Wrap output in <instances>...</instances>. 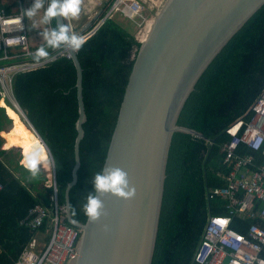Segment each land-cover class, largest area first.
<instances>
[{"label": "trees", "instance_id": "1", "mask_svg": "<svg viewBox=\"0 0 264 264\" xmlns=\"http://www.w3.org/2000/svg\"><path fill=\"white\" fill-rule=\"evenodd\" d=\"M104 6L99 18L110 7ZM109 17L77 53L83 68L87 113L80 145L81 167L70 191L73 218L86 222L83 204L94 190L92 179L103 168L120 104L140 48L136 36ZM55 26V20L53 21ZM96 24V22L94 23ZM94 26V25H93ZM56 27V26H55ZM76 69L60 56L47 66L20 73L14 96L53 157L58 199L64 205L72 180L78 102ZM264 90V6L229 41L198 81L178 124L205 139L176 132L167 166L160 227L153 264H197L194 256L210 213L228 214L207 190L226 185L232 168L224 163L226 129L242 117ZM41 149L47 160L34 178L23 166L27 153ZM53 169L45 146L11 100L0 95V264H15L32 239L46 242L45 225L22 224L37 205H52ZM36 194L33 193V191ZM233 227L247 232L236 219Z\"/></svg>", "mask_w": 264, "mask_h": 264}, {"label": "water", "instance_id": "2", "mask_svg": "<svg viewBox=\"0 0 264 264\" xmlns=\"http://www.w3.org/2000/svg\"><path fill=\"white\" fill-rule=\"evenodd\" d=\"M263 6L264 0H165L135 54L103 165L127 172L136 196H101L106 215L92 223L73 218L69 207L81 167L87 113L81 62L77 53L65 49L76 69L78 118L64 206L67 222L82 231L70 264H153L173 135L205 139L179 125L180 114L210 64ZM57 23L69 21L58 18ZM13 106L47 147L17 101Z\"/></svg>", "mask_w": 264, "mask_h": 264}, {"label": "built area", "instance_id": "3", "mask_svg": "<svg viewBox=\"0 0 264 264\" xmlns=\"http://www.w3.org/2000/svg\"><path fill=\"white\" fill-rule=\"evenodd\" d=\"M29 2L14 0V4L5 7L0 0V95L9 100H15L14 81L18 74L45 67L60 56L70 59L61 48L49 49L50 60L34 62L33 54L39 47H46V42L40 37L41 41L34 44L30 20L22 16L21 9L28 8ZM47 6L46 2L45 9ZM143 9L141 0H116L94 28L85 29L86 25L80 34L73 24L71 29L87 40L116 11L135 20ZM40 13L39 19L43 20L44 9ZM53 28V21L43 23V31ZM226 134L230 140L223 147L224 163L232 168L223 177L226 185L207 190L206 197L209 202L220 199V207L228 214H209L194 259L197 264H264V90L249 110L226 129ZM45 148L53 169L52 205H37L21 223L31 229L46 224L48 237L46 242L32 239L15 264H70L81 237V229L66 221L65 206L58 199L54 161ZM3 188L0 183V192ZM236 219L248 224L246 233L233 227Z\"/></svg>", "mask_w": 264, "mask_h": 264}, {"label": "clouds", "instance_id": "4", "mask_svg": "<svg viewBox=\"0 0 264 264\" xmlns=\"http://www.w3.org/2000/svg\"><path fill=\"white\" fill-rule=\"evenodd\" d=\"M46 2L48 6L45 9ZM82 2L83 0H33L30 7L21 9L22 16L27 17L29 20L37 16L41 9H44L42 20L44 24H50L54 20L57 21L58 18L69 21V23H57L56 27L54 26L51 31L45 30L40 32V36L46 42V47L41 46L35 51L33 54L35 63L39 64L42 61L50 60L51 53L49 49L57 50L64 48L70 53H78L82 49L87 42L86 37L72 32L70 23L72 20L79 18ZM103 18H100L93 27H89L94 28ZM137 18L132 21L135 22ZM89 27L88 29H90ZM15 101L16 99L11 100L12 105ZM46 160L47 156L43 154L41 149H37L27 153L22 163L30 175L36 178L40 174L41 164ZM92 183L94 190L88 193L86 203L82 206L88 223L97 222L102 216L106 215L105 204L101 196L111 194L124 200H131L136 196V188L130 185L127 172L118 167H104L100 172L95 174ZM33 193L36 194L35 191ZM108 230V226L105 225V231Z\"/></svg>", "mask_w": 264, "mask_h": 264}, {"label": "rangeland", "instance_id": "5", "mask_svg": "<svg viewBox=\"0 0 264 264\" xmlns=\"http://www.w3.org/2000/svg\"><path fill=\"white\" fill-rule=\"evenodd\" d=\"M109 1L110 0H83L79 18L72 20L70 22L71 24L75 26L76 32L80 34L81 30L86 25L93 27V25H95L94 23L95 22L97 23V19L102 13L104 6ZM115 1L116 0L112 1V5L114 4ZM164 2L165 0H141V3H143L144 9H143V12L140 18H137L135 22L132 20H129L128 18H125L118 11H116L115 14H113V17L115 18L114 20H116L124 28L128 29V31L132 35L137 37L139 32L147 24V21H151L152 19H154L155 15L158 13V11L160 10ZM29 3L32 4L33 2H29ZM28 7H29V4H28ZM32 19L35 21L34 17ZM31 27L32 26L30 25V32H32Z\"/></svg>", "mask_w": 264, "mask_h": 264}, {"label": "crops", "instance_id": "6", "mask_svg": "<svg viewBox=\"0 0 264 264\" xmlns=\"http://www.w3.org/2000/svg\"><path fill=\"white\" fill-rule=\"evenodd\" d=\"M30 2H33V0H29ZM2 4L5 7L11 6L12 4H14V0H1ZM31 6V4L29 3V7ZM41 10L39 11V13L37 14V16H35V21L33 19H30V23H31V29H32V38L34 41V44L38 43L39 41H41L40 39V32L43 31V23H42V19H39V16L41 15ZM34 21V23H33ZM42 38V37H41Z\"/></svg>", "mask_w": 264, "mask_h": 264}, {"label": "bare ground", "instance_id": "7", "mask_svg": "<svg viewBox=\"0 0 264 264\" xmlns=\"http://www.w3.org/2000/svg\"><path fill=\"white\" fill-rule=\"evenodd\" d=\"M153 20L154 19H152L151 21H147V24L144 26V28L139 32L138 36L136 37V39L140 43V46L142 45V43L144 42L145 38L147 37V34H148V32H149V30H150V28L152 26ZM138 51H137V53H138Z\"/></svg>", "mask_w": 264, "mask_h": 264}]
</instances>
